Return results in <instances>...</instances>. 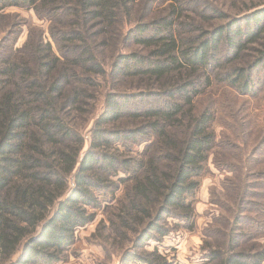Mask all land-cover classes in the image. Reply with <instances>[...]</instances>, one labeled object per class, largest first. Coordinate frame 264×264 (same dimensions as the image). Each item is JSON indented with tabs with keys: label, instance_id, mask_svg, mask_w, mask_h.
I'll return each instance as SVG.
<instances>
[{
	"label": "trees",
	"instance_id": "trees-1",
	"mask_svg": "<svg viewBox=\"0 0 264 264\" xmlns=\"http://www.w3.org/2000/svg\"><path fill=\"white\" fill-rule=\"evenodd\" d=\"M135 1L0 0V22L15 8L50 23L48 40L30 30L20 48L0 45V264L63 262L104 206L103 240L142 248L194 231L210 161L230 176L211 193L222 212L204 230V264H264V122L251 105L264 83L255 81L264 76V4L233 14L196 0L206 17L190 0H169L167 15L128 30L121 19ZM122 35L141 52L118 56L108 72L96 37L109 47ZM109 79L118 92L107 94L84 153L77 122L96 112ZM209 94L218 100L204 102ZM126 253L127 263L170 264L157 251Z\"/></svg>",
	"mask_w": 264,
	"mask_h": 264
},
{
	"label": "rangeland",
	"instance_id": "rangeland-1",
	"mask_svg": "<svg viewBox=\"0 0 264 264\" xmlns=\"http://www.w3.org/2000/svg\"><path fill=\"white\" fill-rule=\"evenodd\" d=\"M169 1V0H168ZM166 0H136V7L130 15L124 16L121 22L124 26L130 30L131 28L137 26L138 24H146L147 22L159 17L158 13L162 15H167L166 8L171 3ZM192 1L191 7L196 6V0ZM203 3L207 2L214 7H218L220 10L225 12H231L233 14H241L242 10H245L246 2L250 5L254 2H262L264 0H201ZM243 1V2H242ZM240 2V3H239ZM237 5V6H236ZM198 11H205L206 17H211L209 10L204 9V6L199 5L197 7ZM7 16L4 21V25L0 22V45L10 44L14 48H20L29 38L31 31L35 32L37 36H43L48 40V29L50 23L45 20H40L33 11H26L21 9L11 8L7 11ZM1 21V18H0ZM7 21L8 23H6ZM226 21L220 19H215L213 22L214 26H220ZM10 23V25H9ZM9 26H6V25ZM96 22H94V25ZM206 27H208L205 24ZM205 27V28H206ZM210 28V27H209ZM12 33V37L15 41L6 42L7 34ZM97 33V31H96ZM10 36V35H9ZM105 37H96V56L99 62L103 63L106 70L109 72L111 70L112 64L116 61L118 56L122 54H132L141 52L140 47H136L135 41L131 37H126L122 35L118 38L117 43L112 41L109 47L103 46V40ZM57 51V50H56ZM231 58L233 53L227 55L226 49H224L221 57ZM263 73H258L255 76V81H264ZM104 80L103 86L96 90V112L93 113L90 118L84 115L79 122L82 126V132L85 137V147L84 153L91 146V131L94 121L100 116L102 109L104 107V101L109 93L118 92L114 89L113 84L116 82H109ZM258 82V81H257ZM225 86V85H224ZM220 87V86H219ZM223 88V87H222ZM128 92V91H126ZM131 93H138V89L129 90ZM220 92H223L221 89ZM257 100H253L252 112L259 115L258 118L261 122H264V83L259 87ZM230 98L231 95H230ZM211 100H218V96H211V94L205 96L203 101L206 103L211 102ZM234 107V105H232ZM237 107V106H235ZM226 119L222 116L219 117L218 123L214 125V129L220 137L225 128ZM147 143L142 145L134 146L135 151L142 152L145 149ZM210 170L202 178L201 187L196 196V229L194 231H187L184 229L173 230L172 233L165 237L160 242L151 241L148 244L141 247H135L133 241L124 242L116 237L111 240H103L102 235L99 233L100 225L103 221H107L108 209L104 207L95 210L96 219L90 225L80 228L77 231V239L75 245L70 249L68 255L63 262L59 264H143V263H127L125 262V253H136L140 256H144L145 252L157 251L159 254L166 257L170 264H204L206 253L203 251V246L208 237L204 235L205 228L210 224H214L215 218L219 217L221 214V209L214 205L211 201V193L216 190L221 193L222 182L229 173L225 171H220L214 167L213 163L210 161ZM224 193L221 195V200H224ZM169 222H173L170 220ZM217 228V227H216ZM106 236V234H105ZM210 240V239H209ZM212 240V239H211ZM122 241V242H121ZM215 241V240H213ZM126 250L125 253H123ZM126 253V254H127Z\"/></svg>",
	"mask_w": 264,
	"mask_h": 264
}]
</instances>
